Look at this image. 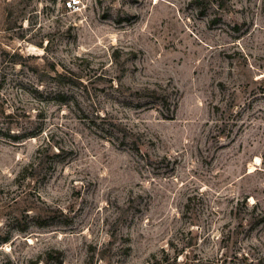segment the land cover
<instances>
[{
    "label": "rangeland",
    "instance_id": "rangeland-1",
    "mask_svg": "<svg viewBox=\"0 0 264 264\" xmlns=\"http://www.w3.org/2000/svg\"><path fill=\"white\" fill-rule=\"evenodd\" d=\"M66 1L0 0V264H264V0Z\"/></svg>",
    "mask_w": 264,
    "mask_h": 264
},
{
    "label": "trees",
    "instance_id": "trees-1",
    "mask_svg": "<svg viewBox=\"0 0 264 264\" xmlns=\"http://www.w3.org/2000/svg\"><path fill=\"white\" fill-rule=\"evenodd\" d=\"M150 95L153 97V98H156L157 100H160L162 103L159 105L160 107H162V108H165L166 109V112H169V109H168V105L170 104L169 103V99H168V97L165 95V96H159L158 94H157V92L156 91H151L150 92ZM160 114H161V118L162 119H169L170 117H169V115H164L163 113H161L160 112ZM39 210H42V209H39ZM43 213V212H42ZM42 213H40V215L42 214Z\"/></svg>",
    "mask_w": 264,
    "mask_h": 264
},
{
    "label": "built area",
    "instance_id": "built-area-1",
    "mask_svg": "<svg viewBox=\"0 0 264 264\" xmlns=\"http://www.w3.org/2000/svg\"><path fill=\"white\" fill-rule=\"evenodd\" d=\"M78 5H79V1L78 0H67L65 2V8L68 9V10L78 7Z\"/></svg>",
    "mask_w": 264,
    "mask_h": 264
},
{
    "label": "bare ground",
    "instance_id": "bare-ground-1",
    "mask_svg": "<svg viewBox=\"0 0 264 264\" xmlns=\"http://www.w3.org/2000/svg\"><path fill=\"white\" fill-rule=\"evenodd\" d=\"M255 162H258L257 160Z\"/></svg>",
    "mask_w": 264,
    "mask_h": 264
}]
</instances>
